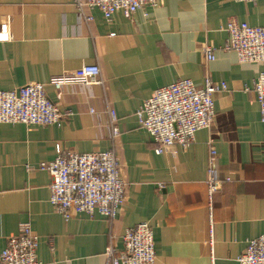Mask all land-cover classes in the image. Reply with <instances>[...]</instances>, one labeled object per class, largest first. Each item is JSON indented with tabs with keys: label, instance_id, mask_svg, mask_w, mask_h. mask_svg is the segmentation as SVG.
Here are the masks:
<instances>
[{
	"label": "crops",
	"instance_id": "crops-1",
	"mask_svg": "<svg viewBox=\"0 0 264 264\" xmlns=\"http://www.w3.org/2000/svg\"><path fill=\"white\" fill-rule=\"evenodd\" d=\"M87 17V18H86ZM264 27V0H162L131 17L79 12L76 0H0V90L46 86L61 126L0 124V255L29 223L41 264H106L110 244L123 249L129 228L148 223L153 264H238L248 242L264 235V123L253 91L264 63L241 64L225 51L228 23ZM205 47L215 49L209 61ZM98 65L103 85L57 91L51 78ZM227 89L215 95L211 128L194 142L157 154L136 112L156 90L181 79ZM118 117L113 140L107 111ZM211 143L219 177L212 199ZM80 154L114 149L127 183L115 221L95 213L65 219L50 203L52 178L40 168L57 149ZM230 179V182H226Z\"/></svg>",
	"mask_w": 264,
	"mask_h": 264
},
{
	"label": "built area",
	"instance_id": "built-area-1",
	"mask_svg": "<svg viewBox=\"0 0 264 264\" xmlns=\"http://www.w3.org/2000/svg\"><path fill=\"white\" fill-rule=\"evenodd\" d=\"M162 0H76L84 16V9H99L107 20L117 12L131 17L146 7L156 8ZM257 2L260 0H235ZM87 18V17H86ZM228 39L225 51L234 52L241 64L264 63V27H253L247 23L231 21L226 29ZM11 35L4 28L0 39L9 40ZM209 61L215 60V49L205 47ZM49 85L57 91L66 87H90L103 85L98 65H84L79 71L56 76ZM227 89L207 79L203 87H197L189 79H181L155 91L144 101L136 117L157 146L156 153L163 154L168 148L179 145L188 148L196 133L212 127L215 118V95ZM253 91L260 105L261 121L264 123V72L254 83ZM112 139L120 135L118 117L107 111ZM64 116L50 100L46 86L33 83L22 88L0 90V124H24L61 126ZM211 167L208 176L210 198L219 192L223 181L215 166L217 151L211 143ZM120 159L114 149L99 153H75L58 147L55 160L43 163L40 168L47 171L52 182L50 203L57 213L70 219L72 213H98L109 222L117 219L120 208L126 201L127 183L121 175ZM226 179V182H230ZM124 247L117 249L110 244L105 251L106 264H153L156 260L153 230L140 223L125 231ZM39 237L29 223H22L19 234L7 241L0 255V264H41L37 258ZM238 264H264V235L250 240L246 251L238 258Z\"/></svg>",
	"mask_w": 264,
	"mask_h": 264
}]
</instances>
